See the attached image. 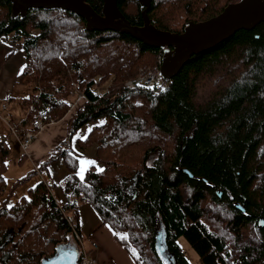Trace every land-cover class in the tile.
<instances>
[{
	"label": "trees",
	"instance_id": "16d2710c",
	"mask_svg": "<svg viewBox=\"0 0 264 264\" xmlns=\"http://www.w3.org/2000/svg\"><path fill=\"white\" fill-rule=\"evenodd\" d=\"M240 1L150 0L147 15L155 29L181 34ZM86 3L103 16V0ZM117 8L131 25H144L137 0H119ZM87 21L59 8L14 15L10 2L0 0V39L24 53L16 85L29 94L18 102L25 112L20 137L38 118L60 121L74 88L89 100L74 110L50 158L11 187L10 148L0 138V264H41L74 248L78 264L82 251L73 231L79 235L83 204L127 235L114 236L136 264H189L180 238L200 264H264V228L257 225L264 217V24L192 56L167 90L155 93L122 84L153 67L161 49L125 33L89 30ZM97 77L110 84L108 94L93 88ZM10 102L14 97L3 101ZM88 123L96 125L77 148L95 145L103 171L91 166L81 180L71 140ZM59 159L68 171L63 204L43 180L8 204L18 185Z\"/></svg>",
	"mask_w": 264,
	"mask_h": 264
},
{
	"label": "water",
	"instance_id": "95a60500",
	"mask_svg": "<svg viewBox=\"0 0 264 264\" xmlns=\"http://www.w3.org/2000/svg\"><path fill=\"white\" fill-rule=\"evenodd\" d=\"M14 15H23L31 10L62 9L75 14L85 15L87 28L96 31H114L129 35L150 48L165 50L160 73L165 80H172L195 55L208 52L218 44L228 40L239 31H248L264 24V0H241L227 7L221 14L207 21L190 24L183 33L163 32L150 26L143 13L144 26H132L119 12L118 0H103V16L93 12L86 0H8ZM147 6L148 0H138ZM190 178L193 176L182 170ZM221 196V192L217 193ZM235 207L245 212L239 204ZM259 228H264V217L257 221ZM77 254L74 250H64L44 260L41 264H76Z\"/></svg>",
	"mask_w": 264,
	"mask_h": 264
},
{
	"label": "crops",
	"instance_id": "0c3cea01",
	"mask_svg": "<svg viewBox=\"0 0 264 264\" xmlns=\"http://www.w3.org/2000/svg\"><path fill=\"white\" fill-rule=\"evenodd\" d=\"M23 67L24 53L22 47L20 45L8 42L6 38H1L0 101H4L10 97H13L12 93L14 91V88L17 87V77L20 75ZM83 103V101L78 102L76 107L73 110L68 111L67 114L60 121L45 126L38 134L36 140H34V142L29 145L26 151L20 149L24 152L25 159L32 163L34 169H36L40 163L48 160L52 154V151L62 142L65 141L67 136L68 121L70 117L74 114V110L77 109L79 105H83ZM3 104L4 103L0 104V106ZM4 105H6V110L1 111V115L5 118H8L9 120H18V123L21 122V118L25 115L24 112L20 109L21 116L20 118H16L11 114V109L14 107L9 104ZM0 121L1 123H3L1 119ZM101 121H99L98 124L102 123ZM3 124L6 129H8L6 124ZM95 125L96 124H94L93 126H89L87 124L84 125L81 128L84 129L81 134L79 129L78 134H75L76 138H74V135L71 140L72 149H74L80 155V157L82 155H88L87 158H84L87 159L86 161H95L94 159L96 146L93 145L85 152H81L77 148L76 142L77 140H84ZM4 136L5 135L3 131V125L0 124V138L5 140L6 142V137L4 138ZM11 137L15 140V143L20 146L15 137ZM84 166L86 167V169H89L91 166H94L96 170L101 169V166H98L96 162L95 164H85ZM78 169L79 170L77 172L80 171V168ZM46 170L50 182H48L44 178V176H42L41 180L47 182L50 185H53L54 188L53 191H51L52 195L54 196L58 204H63L65 202V199L62 195L60 186L64 179L68 176V171L66 170L62 160L60 159L48 165ZM78 215L79 235H77V240L81 249L84 248L85 251H87L88 254H90V256L96 260L95 264H136L133 258L124 250L122 246L118 244L112 229L109 226L102 224L100 217L92 206H90L89 204L81 205L78 210Z\"/></svg>",
	"mask_w": 264,
	"mask_h": 264
},
{
	"label": "rangeland",
	"instance_id": "374dc122",
	"mask_svg": "<svg viewBox=\"0 0 264 264\" xmlns=\"http://www.w3.org/2000/svg\"><path fill=\"white\" fill-rule=\"evenodd\" d=\"M157 61H158V59H157ZM156 64H157V62H156ZM156 64H154V66ZM143 68H147V67H143ZM139 70L136 73V75L134 77H132L131 79L135 78L138 75ZM131 79L126 80L122 84V86L127 81H129ZM100 84H101L103 89L106 88L109 85V84L102 83V81H101ZM28 94H29V92H28V90L26 88L17 86V87L14 88V91L12 93V96L15 98V102L6 103L7 105L9 104V105H12V107H14V108L11 109V114L13 116H15L16 118H20V116H21V111H20V108L18 106V102H19V100L21 98L27 97ZM71 98H72L71 102L75 101L74 97L71 96ZM0 102H1V104L3 103V101H0ZM24 114H25V112H24ZM0 119H1V116H0ZM9 121H10V124H12L14 126H15L16 123H18L17 122L18 120H9ZM101 122H103V120ZM0 124L3 125V131H4V135H5L4 138L6 137V142H7L8 146H9V148H10V155L8 157V160H7L8 168H7V171H6V174H5V180H6V184L8 185V187H11V186H13V184L15 182H17L18 179H20L21 177L26 176L27 174L33 172V170H35V169H34V166L32 165V163L27 161V159H25V156H24L25 154H24L23 151L20 150L21 149V148H19L20 146H18L15 143V140L9 135L10 134L9 129H6V127L4 126L3 123H1V121H0ZM94 124L95 123H92V124L88 123L87 125L93 126ZM83 130L84 129H80V134H81V132ZM77 134H78V132L76 133V135ZM76 135L74 136V138H76ZM88 149L89 148H87L85 150L79 149V151L85 152ZM82 156H86V157H82ZM82 156L80 157V155H79L78 164L79 163L81 164L82 161H86L87 160V159H84V158H87L88 155H82ZM154 159H155V155H152L151 158L148 161V164L150 165L153 162ZM80 164H79V168H81ZM97 170H99V169H97ZM46 172H47V170H44L41 173L33 174L26 182L18 185L15 188V190H13L14 191L13 195L8 199V204H12L16 199H18L23 194H25L26 190L29 187L34 186L35 184H37L42 179V176H44V178L48 182H50ZM67 216H68V214H67ZM71 244L74 246L73 241H71ZM177 245L179 246L181 253L183 254V256L185 257V259L188 261L189 264H200L199 261H198V257L196 255V253L193 251V249L190 247V245L183 238H180L178 240Z\"/></svg>",
	"mask_w": 264,
	"mask_h": 264
},
{
	"label": "built area",
	"instance_id": "2783aa9c",
	"mask_svg": "<svg viewBox=\"0 0 264 264\" xmlns=\"http://www.w3.org/2000/svg\"><path fill=\"white\" fill-rule=\"evenodd\" d=\"M163 57L159 56L157 64L153 67L150 68H141L139 70L138 75L127 81L124 85L123 88L125 89H141L145 91H150V92H164L167 90L169 87L171 80H165L161 73H160V66L162 63ZM101 79L100 78H94L93 79V88H95L97 91L101 93H106L108 94L110 92V84L106 88H102L101 86ZM71 96L75 98V101L69 103V111L73 110L78 102L83 101L84 103H88L89 100L84 94L83 91H80L76 88L73 89L71 92ZM6 110V105H1L0 106V116L1 120L3 123L6 124L10 131V135L15 137V139L18 141L20 148L23 151H26L29 145L36 140L38 137V134L40 131L47 125L53 124L54 121H49L48 123H43L41 118H38L34 120L29 128L23 130V134L20 137V135L17 132V128L22 126V122L16 123V125L10 124V121L8 118H5L1 115V111ZM75 234V237L78 238L77 234L75 231H73ZM82 251V258L80 259L78 264H95L96 260L88 254L84 248L81 249Z\"/></svg>",
	"mask_w": 264,
	"mask_h": 264
},
{
	"label": "snow or ice",
	"instance_id": "6c2138e0",
	"mask_svg": "<svg viewBox=\"0 0 264 264\" xmlns=\"http://www.w3.org/2000/svg\"><path fill=\"white\" fill-rule=\"evenodd\" d=\"M85 164H87V165H92V164H95V161H82L81 162V168H80V171L77 173V175H79L80 176V179L81 180H84V173H85V171H86V167L84 166ZM100 171H103V169H99ZM114 235H119V234H117V233H114ZM119 238L121 239V240H127V235H119ZM132 251V253H133V255L134 256H137V258H139V256H138V254H137V252H136V249H132L131 250Z\"/></svg>",
	"mask_w": 264,
	"mask_h": 264
},
{
	"label": "flooded vegetation",
	"instance_id": "af4514ba",
	"mask_svg": "<svg viewBox=\"0 0 264 264\" xmlns=\"http://www.w3.org/2000/svg\"><path fill=\"white\" fill-rule=\"evenodd\" d=\"M119 1V0H118ZM117 1V2H118ZM138 1V0H137ZM149 1V4L147 5V6H143V5H141L140 4V2L138 1V3H139V5L142 7V8H144V10L141 12V16H142V18H143V22H144V17H143V13L144 12H146V17H147V19H148V15H147V13H148V10H149V8H150V0H148ZM103 6H104V3H103ZM149 20V19H148ZM150 23V22H149ZM133 26V25H132ZM144 26V25H143ZM142 26V27H143ZM151 26V25H150ZM161 52H162V55H161V57H163V55H164V53H165V50H161ZM161 252H162V249H161Z\"/></svg>",
	"mask_w": 264,
	"mask_h": 264
}]
</instances>
